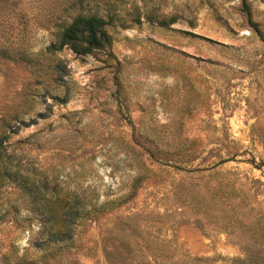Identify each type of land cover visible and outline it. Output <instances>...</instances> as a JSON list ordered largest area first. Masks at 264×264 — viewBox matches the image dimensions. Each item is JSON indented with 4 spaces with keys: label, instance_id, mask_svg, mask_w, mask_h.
<instances>
[{
    "label": "rangeland",
    "instance_id": "1",
    "mask_svg": "<svg viewBox=\"0 0 264 264\" xmlns=\"http://www.w3.org/2000/svg\"><path fill=\"white\" fill-rule=\"evenodd\" d=\"M53 1L0 0V257L40 253L28 208L45 183L105 204L48 264L258 262L246 231L197 205L222 183L264 209V0L249 17L241 0H81L114 4L109 45L87 55L56 48Z\"/></svg>",
    "mask_w": 264,
    "mask_h": 264
},
{
    "label": "trees",
    "instance_id": "2",
    "mask_svg": "<svg viewBox=\"0 0 264 264\" xmlns=\"http://www.w3.org/2000/svg\"><path fill=\"white\" fill-rule=\"evenodd\" d=\"M242 1V8L247 17H249V8L245 0ZM54 10L50 14V18L54 21L56 29L57 49L61 46H67L76 55H87L95 49H101L104 46L109 45L110 37L107 34L104 26L111 22V16L109 10L114 6L113 3H104L103 8L107 11L102 14H98L96 6L92 8V5H84L81 0L75 2L74 0H54ZM86 6V7H85ZM65 7H75V12L69 17L68 21L60 18L62 9ZM56 10H58L56 12ZM152 20V19H151ZM173 21V18L167 20L160 19L158 24L164 25L169 21ZM250 25L256 29V24L249 20ZM18 49V47H16ZM17 54V53H15ZM24 51H18L19 59L28 61L24 56ZM225 160H218L216 164H220ZM236 196L234 188L229 187L227 189L222 188V183H218L216 187L211 188L209 193L210 204L204 203L205 197L199 200L200 206L198 207L201 213L210 218V221L215 225L218 223L221 228H228L229 230H243L246 231L254 243L259 244V251H262L261 259L257 262L250 258L249 254H246L245 258L241 259V264H262L264 260V209L251 205L252 203L245 202L244 193L235 200L229 201L228 199ZM29 212L35 213L38 216L39 229L37 236L34 238V245L39 250V254L34 258H29L26 253L17 254L14 247L10 245V249L7 252H3L0 257V264H48L47 260L55 259L56 262H63L62 249L73 246V235L75 227L79 225V222L84 220L86 216L96 211H101L105 204L102 206H90L86 207L83 197L76 192L54 190L47 195V187L45 183H42L38 189L31 194ZM220 199V200H219ZM222 203H216L219 200ZM253 203H257L253 201ZM90 205V203H88ZM221 205V208L218 207ZM250 219L247 225H244V219ZM236 228V229H235ZM77 248V247H74ZM127 254L121 253L116 264H127L122 260ZM104 256H109L114 262L117 258V254L104 253ZM129 257L128 264H142L144 261L149 264L148 257L132 254L127 255ZM152 258H162L161 263L167 264L168 258L162 254H152ZM38 258V259H35ZM151 259V258H150Z\"/></svg>",
    "mask_w": 264,
    "mask_h": 264
}]
</instances>
